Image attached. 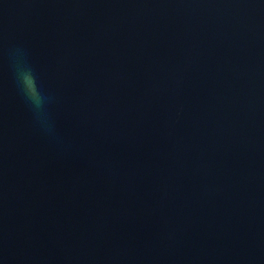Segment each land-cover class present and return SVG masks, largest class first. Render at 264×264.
Listing matches in <instances>:
<instances>
[{
  "label": "water",
  "instance_id": "1",
  "mask_svg": "<svg viewBox=\"0 0 264 264\" xmlns=\"http://www.w3.org/2000/svg\"><path fill=\"white\" fill-rule=\"evenodd\" d=\"M0 264H264V0H0Z\"/></svg>",
  "mask_w": 264,
  "mask_h": 264
},
{
  "label": "clouds",
  "instance_id": "2",
  "mask_svg": "<svg viewBox=\"0 0 264 264\" xmlns=\"http://www.w3.org/2000/svg\"><path fill=\"white\" fill-rule=\"evenodd\" d=\"M18 77L23 85L26 98L37 108L41 106L42 96L37 87L36 80L31 70H25L23 65L18 66Z\"/></svg>",
  "mask_w": 264,
  "mask_h": 264
}]
</instances>
